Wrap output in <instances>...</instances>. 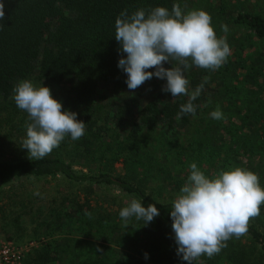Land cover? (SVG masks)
I'll return each mask as SVG.
<instances>
[{
	"label": "trees",
	"instance_id": "trees-1",
	"mask_svg": "<svg viewBox=\"0 0 264 264\" xmlns=\"http://www.w3.org/2000/svg\"><path fill=\"white\" fill-rule=\"evenodd\" d=\"M185 1L2 0L0 126L9 135L2 146L10 155L0 159V186L27 176H62L91 190L113 189L123 200L114 219L100 213L101 221L87 223L86 236L98 229L103 238L94 257L90 251L81 254L68 237L33 247L23 264H56L65 253L72 258L73 251H78L79 261L68 264H188L176 253L170 210L174 193L187 178L175 165H184L195 150L196 157L209 151L221 159L222 166L228 162L257 173L264 187L263 14L234 15L231 28L245 33L250 44L241 45L228 33L231 55L218 70L193 66L185 71L190 91L208 77L193 101L194 116L177 118L188 98L162 91L155 76L130 91L126 73L117 66L119 58L126 56L118 51L114 35L115 19L122 11L130 15L156 6L171 10L174 3L183 8ZM25 79L48 86L64 109L85 122L80 139L66 137L49 155L34 161L20 146L28 115L12 99L14 86ZM216 108L222 111V119L210 117ZM168 140L178 143L176 152L165 146ZM182 147L190 148V155ZM170 153L177 159L174 168L167 166ZM132 198L145 207L154 203L159 215L147 225L133 218L126 227L119 211ZM59 241L68 242L69 250L61 249ZM194 264H264V204L260 215L250 220L247 235L233 237L218 255L202 256Z\"/></svg>",
	"mask_w": 264,
	"mask_h": 264
},
{
	"label": "clouds",
	"instance_id": "clouds-1",
	"mask_svg": "<svg viewBox=\"0 0 264 264\" xmlns=\"http://www.w3.org/2000/svg\"><path fill=\"white\" fill-rule=\"evenodd\" d=\"M185 9L187 5L182 8L179 3H174L171 10L164 6L139 8L130 15L125 9L115 19L118 51L126 54L119 58L117 66L127 75L128 89L136 90L153 76L166 80L162 91L170 92L172 97L188 98L180 105L177 118L196 114L193 101L201 95L208 80L205 77L190 91L185 71L193 66L216 71L231 55L226 35L217 36L211 15L204 9ZM4 17V4L0 0V20ZM221 30L226 34L227 25L222 24ZM165 62L172 67L166 68ZM12 99L28 115L24 125L26 135L20 146L27 149L30 160L43 159L66 137L75 141L84 135L85 122L77 119L76 112L64 109L48 86L21 80L13 88ZM210 117L222 119L223 113L216 108ZM262 204L264 187L257 173L232 166L206 175L196 162L190 163L189 174L170 210L177 255L188 264L199 262L202 256L218 255L230 239L247 235L250 220L260 215ZM85 215L92 217L88 211ZM158 215L154 203L145 207L136 198L119 211L126 227L133 218L147 225Z\"/></svg>",
	"mask_w": 264,
	"mask_h": 264
},
{
	"label": "rangeland",
	"instance_id": "rangeland-1",
	"mask_svg": "<svg viewBox=\"0 0 264 264\" xmlns=\"http://www.w3.org/2000/svg\"><path fill=\"white\" fill-rule=\"evenodd\" d=\"M184 5H187L185 11L191 8L206 10L212 17V23L217 24V36L226 35V38L229 35L236 36L235 40L245 46L250 44L246 34L237 32L233 26L232 28L230 26L234 15L240 11L264 15V0H186ZM222 24L228 27L226 34L221 30ZM164 66L169 68L172 64L167 62ZM158 80L162 85L166 83L165 80L159 78ZM205 124L206 122L204 127ZM194 130L192 128L191 132ZM8 136L7 131L0 126V159L8 158L10 155L8 153L10 150L3 149L6 147L2 146L9 141ZM171 141L168 140L165 146H168L170 151L176 152L179 148L178 143ZM184 150L188 155L192 152L190 148ZM197 151H194V155L190 156L184 165H175L178 173L181 168L183 173L188 175L189 165L192 162H196L206 175L234 166L228 162L222 166L221 159L216 158L209 151L201 154L202 157H196ZM175 163H177L175 154L170 153L167 166L174 168ZM117 166L121 171L123 164L119 163ZM76 168L80 169L79 166ZM36 192H39V195L34 194ZM167 194L172 195L170 191H167ZM176 194L178 193L175 192L173 198ZM118 196L113 189L96 187L91 190L86 185L69 181L62 176L17 178L9 184L0 186V242L13 241L20 246L34 242L35 247L55 239L72 237L69 238L74 239L71 242L72 247L75 246L81 254L90 251L89 254L94 257L97 253L96 246L103 242V238L99 235L98 229H94L89 236H86L84 231L88 230L87 223L101 221L100 213L114 219L123 201ZM85 211L92 213V217L86 216ZM56 244L61 246V249L69 250L68 242L59 241ZM77 252H71L72 258L66 256L70 253H65L56 264H68L70 260L79 261L76 258Z\"/></svg>",
	"mask_w": 264,
	"mask_h": 264
},
{
	"label": "built area",
	"instance_id": "built-area-1",
	"mask_svg": "<svg viewBox=\"0 0 264 264\" xmlns=\"http://www.w3.org/2000/svg\"><path fill=\"white\" fill-rule=\"evenodd\" d=\"M34 242L20 246L13 241L0 242V264H23L27 253L34 247Z\"/></svg>",
	"mask_w": 264,
	"mask_h": 264
}]
</instances>
